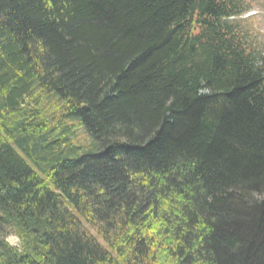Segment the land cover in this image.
Here are the masks:
<instances>
[{"label": "trees", "instance_id": "obj_1", "mask_svg": "<svg viewBox=\"0 0 264 264\" xmlns=\"http://www.w3.org/2000/svg\"><path fill=\"white\" fill-rule=\"evenodd\" d=\"M248 3L0 0V264H264Z\"/></svg>", "mask_w": 264, "mask_h": 264}, {"label": "rangeland", "instance_id": "obj_2", "mask_svg": "<svg viewBox=\"0 0 264 264\" xmlns=\"http://www.w3.org/2000/svg\"><path fill=\"white\" fill-rule=\"evenodd\" d=\"M233 21L237 23L243 22V25L249 28L254 36L253 40L256 47V53L258 54V57L264 59V0H249L246 10L235 17ZM39 98L47 115L50 117L59 116L60 118L58 119H60V122L67 121L72 125V128L75 129L70 139L71 143L75 144L80 152L91 151L93 147L92 138L88 135L84 126L77 118L67 119V117L62 114L61 100H59L56 95L46 92L41 93ZM2 231H5V240L10 245H19V238L11 232V230L4 228Z\"/></svg>", "mask_w": 264, "mask_h": 264}]
</instances>
